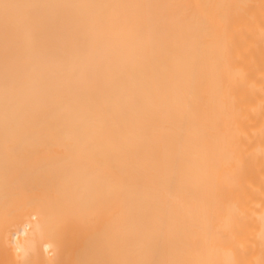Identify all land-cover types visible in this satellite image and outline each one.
<instances>
[{
  "label": "bare ground",
  "instance_id": "bare-ground-1",
  "mask_svg": "<svg viewBox=\"0 0 264 264\" xmlns=\"http://www.w3.org/2000/svg\"><path fill=\"white\" fill-rule=\"evenodd\" d=\"M0 264H264V0H0Z\"/></svg>",
  "mask_w": 264,
  "mask_h": 264
}]
</instances>
